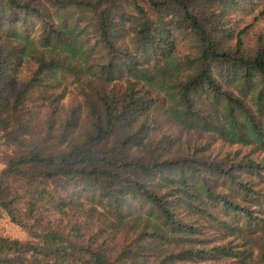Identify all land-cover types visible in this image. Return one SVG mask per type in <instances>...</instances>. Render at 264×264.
<instances>
[{
	"label": "trees",
	"instance_id": "16d2710c",
	"mask_svg": "<svg viewBox=\"0 0 264 264\" xmlns=\"http://www.w3.org/2000/svg\"><path fill=\"white\" fill-rule=\"evenodd\" d=\"M259 8L0 0V264H264Z\"/></svg>",
	"mask_w": 264,
	"mask_h": 264
},
{
	"label": "rangeland",
	"instance_id": "374dc122",
	"mask_svg": "<svg viewBox=\"0 0 264 264\" xmlns=\"http://www.w3.org/2000/svg\"><path fill=\"white\" fill-rule=\"evenodd\" d=\"M263 9L264 8L257 9L253 16L247 18L248 22H251L254 18H258L259 22L255 25V29L264 27V15L261 14ZM2 168L3 165L0 163V171ZM0 235L20 240H26L28 237L24 230L13 224L8 218L4 216H0Z\"/></svg>",
	"mask_w": 264,
	"mask_h": 264
}]
</instances>
